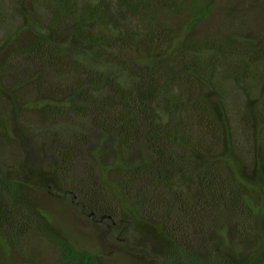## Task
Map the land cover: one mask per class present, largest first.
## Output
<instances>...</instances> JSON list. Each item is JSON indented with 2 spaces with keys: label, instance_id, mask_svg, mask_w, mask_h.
<instances>
[{
  "label": "trees",
  "instance_id": "trees-1",
  "mask_svg": "<svg viewBox=\"0 0 264 264\" xmlns=\"http://www.w3.org/2000/svg\"><path fill=\"white\" fill-rule=\"evenodd\" d=\"M216 2L14 0V24L0 0V247L16 264H107L38 195L137 264H264V28L235 4L230 30L199 35Z\"/></svg>",
  "mask_w": 264,
  "mask_h": 264
},
{
  "label": "rangeland",
  "instance_id": "rangeland-1",
  "mask_svg": "<svg viewBox=\"0 0 264 264\" xmlns=\"http://www.w3.org/2000/svg\"><path fill=\"white\" fill-rule=\"evenodd\" d=\"M3 1L5 3L4 11L9 21L16 24L17 20L10 14L8 9L14 4V0ZM235 4L247 7L248 32H257L264 28V0H217L210 18L201 22L195 28V31L199 35L226 33L231 27L224 20V13L228 7ZM236 30L240 32L243 28L238 27ZM223 87L227 90L230 102L233 105L239 104L236 101L242 98L240 91L227 83H223ZM4 108L5 102L0 100V109ZM30 115L33 123L41 125V118L36 112L32 111ZM13 148L15 149H12V152L15 153L18 149L17 147ZM36 200L41 201L45 208L80 245L99 251L106 258L107 264H137L141 261L135 256L126 255V252L122 248V241L110 229L104 228L101 223L84 214L78 205L71 202L70 204L69 199L64 200L55 196L49 198L44 195H38ZM38 248L37 252L45 259L55 256L53 247L45 242H40ZM16 263H18L16 255L13 253L6 254L0 247V264Z\"/></svg>",
  "mask_w": 264,
  "mask_h": 264
}]
</instances>
